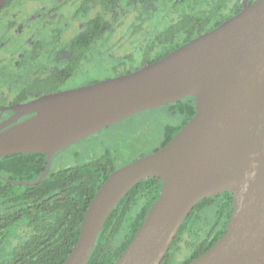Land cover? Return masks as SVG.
Wrapping results in <instances>:
<instances>
[{"label":"water","instance_id":"obj_1","mask_svg":"<svg viewBox=\"0 0 264 264\" xmlns=\"http://www.w3.org/2000/svg\"><path fill=\"white\" fill-rule=\"evenodd\" d=\"M189 96L196 113L168 144L116 169L96 192L64 264H88L113 210L151 178L162 180L160 197L115 264H162L196 206L225 192L234 195L227 232L190 264H264V0H244L238 14L155 63L14 108L15 118L32 116L0 125V158L47 155L42 176L20 183L35 186L58 152Z\"/></svg>","mask_w":264,"mask_h":264},{"label":"trees","instance_id":"obj_2","mask_svg":"<svg viewBox=\"0 0 264 264\" xmlns=\"http://www.w3.org/2000/svg\"><path fill=\"white\" fill-rule=\"evenodd\" d=\"M243 1H139V24L134 33L137 46L122 59L121 66L126 69L123 74L155 63L220 26L241 11ZM254 1L250 0V5ZM162 5L165 13L159 11ZM153 11L161 16L152 17ZM147 23L153 26L151 31L146 30ZM195 102L189 96L131 117L163 109L179 120L178 124L164 127L159 144L150 147L145 155L165 147L192 119ZM145 145L148 144L133 146L132 161L140 157ZM115 153L106 150L100 157L82 164L58 171L51 169L35 186L20 183L35 182L42 176L47 155L20 153L0 158V264H64L77 244L83 219L96 192L116 169L130 163L119 165L122 160L118 156H122ZM162 186L159 178L144 180L120 201L99 234L88 264H115L120 259L159 199ZM233 206L232 192L199 203L185 220L162 264H190L205 254L226 234Z\"/></svg>","mask_w":264,"mask_h":264},{"label":"flooded vegetation","instance_id":"obj_3","mask_svg":"<svg viewBox=\"0 0 264 264\" xmlns=\"http://www.w3.org/2000/svg\"><path fill=\"white\" fill-rule=\"evenodd\" d=\"M139 1L154 0L10 1L0 12V125L10 127L32 116L15 118L20 105L90 85L84 77L91 55L112 52L114 77L123 75L122 59L137 46ZM152 27L145 26L147 31Z\"/></svg>","mask_w":264,"mask_h":264},{"label":"rangeland","instance_id":"obj_4","mask_svg":"<svg viewBox=\"0 0 264 264\" xmlns=\"http://www.w3.org/2000/svg\"><path fill=\"white\" fill-rule=\"evenodd\" d=\"M13 46L14 44L8 48L7 52L11 48L14 49ZM111 54L112 52L108 51L104 55H91L90 72L84 77L86 82L103 81L115 76L113 69L115 61L110 60ZM178 123L177 118L171 117L163 109L126 119L58 153L52 161V170L58 171L82 164L83 161L100 157L106 150L121 155L122 157L118 156V159L122 160L119 165H123V162L133 160V146L147 143L142 153L149 151L150 147L159 144L166 125Z\"/></svg>","mask_w":264,"mask_h":264}]
</instances>
